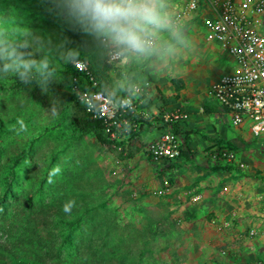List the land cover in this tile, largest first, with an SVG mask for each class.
Listing matches in <instances>:
<instances>
[{"label": "rangeland", "instance_id": "obj_1", "mask_svg": "<svg viewBox=\"0 0 264 264\" xmlns=\"http://www.w3.org/2000/svg\"><path fill=\"white\" fill-rule=\"evenodd\" d=\"M76 3L0 0V62L11 57V69L0 68V264H181L167 224L154 225L135 196L122 190L129 175L112 164L121 152L75 129L77 105L63 65L76 56L89 64L105 60L101 37L77 15ZM213 58L202 73L205 82L230 67L219 52ZM23 67L54 84L62 102L45 105L12 90L11 77ZM246 138L243 156L250 147L264 158V145Z\"/></svg>", "mask_w": 264, "mask_h": 264}, {"label": "crops", "instance_id": "obj_2", "mask_svg": "<svg viewBox=\"0 0 264 264\" xmlns=\"http://www.w3.org/2000/svg\"><path fill=\"white\" fill-rule=\"evenodd\" d=\"M186 1L159 0L164 23L147 31L152 46L142 52L116 46L122 59L108 64L105 57L100 66L97 82L107 94L123 96L132 85L140 89L133 96V136L116 144L121 154L112 164L129 175L121 188L135 196L141 212L154 225L167 224L170 242L176 241L171 244L179 253L177 259L184 261L181 264H264V158L250 147V156H243L248 134L231 128L208 97L209 86L230 67L203 81L202 73L218 51L204 42L200 17L213 13L202 6L174 24L173 14ZM170 80L177 82L178 90ZM203 101L207 112L202 110ZM174 111L186 115L177 127L179 139L187 138L185 143L180 139V147L189 156L173 163H152L144 147L161 135L160 117ZM221 145L235 153L241 168L211 157ZM249 230H255V236L249 237Z\"/></svg>", "mask_w": 264, "mask_h": 264}, {"label": "built area", "instance_id": "obj_3", "mask_svg": "<svg viewBox=\"0 0 264 264\" xmlns=\"http://www.w3.org/2000/svg\"><path fill=\"white\" fill-rule=\"evenodd\" d=\"M207 6L212 17H200L203 40L215 46L227 57L230 71L220 76L208 88L209 99L227 117L233 129H246V133L257 143L264 145V0H187L185 5L173 14L174 24L191 13ZM184 35L181 34L182 41ZM108 64L118 63L121 51L106 39L101 38ZM153 38L147 37L145 46L151 47ZM74 74L70 75L71 93L80 103L85 114L102 123V134L110 146L134 131L127 117L134 114V94L140 92L132 85L123 96H109L96 89L97 83L88 72L84 61L72 62ZM89 87L82 89V84ZM149 122L153 118L147 117ZM186 119L183 112L174 111L163 114L159 120L163 131L160 136L146 143L144 153L152 163H173L179 158L180 139L171 132L172 125ZM212 158L242 167L236 155L225 145L218 147ZM161 191L157 195H161ZM264 215V211H262ZM249 230L248 236H255Z\"/></svg>", "mask_w": 264, "mask_h": 264}, {"label": "clouds", "instance_id": "obj_4", "mask_svg": "<svg viewBox=\"0 0 264 264\" xmlns=\"http://www.w3.org/2000/svg\"><path fill=\"white\" fill-rule=\"evenodd\" d=\"M158 4L159 0H77L76 10L99 37L117 47L142 52L147 31L164 23ZM59 171L57 166L49 183ZM74 206L75 201H69L64 211L70 213Z\"/></svg>", "mask_w": 264, "mask_h": 264}, {"label": "trees", "instance_id": "obj_5", "mask_svg": "<svg viewBox=\"0 0 264 264\" xmlns=\"http://www.w3.org/2000/svg\"><path fill=\"white\" fill-rule=\"evenodd\" d=\"M116 49H118L116 47ZM6 61L5 62H0V68L4 70H9L11 69L8 64L11 62V57L8 55H4ZM84 61L87 63V68L90 76L92 79L97 83L96 89L100 90L104 94H107L106 90L104 89L103 86L98 84L97 82V75L99 74L100 66H102L100 63H93L89 64V62L84 58V57H71L70 62H67L63 65V70L61 74L66 76V78L69 80V86L67 90L69 91V95L67 97H71L72 100L75 102L77 105V112L75 113L74 117L72 118L73 124L75 126V129L80 133V134H86V133H92L94 134L99 142L104 145V146H109L110 142L107 141L106 137L102 134V123L98 119H92L90 118L87 114L84 113L82 106L80 105L79 102L75 100L74 95L71 93V82H70V75L74 74L75 71L73 70L72 62L73 61ZM104 67V65H103ZM106 68V67H105ZM44 70L47 72L52 73V68L50 66H45ZM170 83L174 86L175 90H178V86L175 85L177 82L175 80H170ZM89 87V84L86 82L85 84H82V89H86ZM11 88L12 90L15 91H23L28 94H30L31 97H34L36 99H39L42 101L45 105H49L51 100L57 101V103H61V97L60 94L58 93L56 86L52 83L49 82L48 79H44L43 76L39 71H34V70H27L25 67L19 68L14 71V74L11 77ZM109 95V94H107ZM111 96V95H109ZM58 106V104H57ZM59 107V106H58ZM202 110L204 112L208 111V106L205 101L202 102L201 104ZM127 121L129 123L128 126H130L131 122V117H127ZM171 132L175 133L176 135L179 136V130L177 125H172L171 126ZM133 134V132L129 131V136ZM180 139L182 142H187L186 137H181ZM189 156V153L187 150L183 149L182 147L179 148V157L182 159H187ZM21 159V155L17 154L13 158H11V167L9 172L7 173V183L5 185V188L9 186L12 180L9 181V179H12L13 177V172H12V167L18 163V161ZM7 189V188H6ZM5 189V191H7ZM37 264H45L44 262H36Z\"/></svg>", "mask_w": 264, "mask_h": 264}]
</instances>
